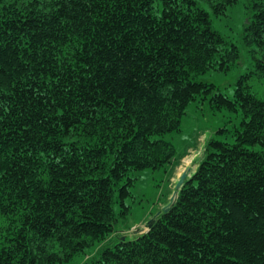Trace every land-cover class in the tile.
Returning <instances> with one entry per match:
<instances>
[{"label": "trees", "instance_id": "trees-1", "mask_svg": "<svg viewBox=\"0 0 264 264\" xmlns=\"http://www.w3.org/2000/svg\"><path fill=\"white\" fill-rule=\"evenodd\" d=\"M200 1L219 15L237 0H0V264L69 261L113 232L131 172L177 159L164 135L211 91L197 77L238 54ZM250 1L254 69L213 93L241 126L101 264H264V99L244 80L264 77V0Z\"/></svg>", "mask_w": 264, "mask_h": 264}, {"label": "rangeland", "instance_id": "rangeland-1", "mask_svg": "<svg viewBox=\"0 0 264 264\" xmlns=\"http://www.w3.org/2000/svg\"><path fill=\"white\" fill-rule=\"evenodd\" d=\"M199 5L209 12L212 27L222 35L227 48L237 47V57L197 77L199 81L212 84L211 91L197 95L189 104L180 131L164 135V139L177 147V159L161 168L131 172L130 194L125 197L123 207L115 205L117 218L113 232L62 264H101L99 259L104 248L112 246L119 237H132L146 231V223L169 202L182 172L195 168L207 141L210 138L232 141L241 126L240 108L217 107L218 98H214L213 93L232 98L239 78L254 69L255 46L247 43L245 31L253 13L251 1L237 0L219 15L213 14L207 3L200 1ZM244 80L254 94L264 99L263 76L253 71Z\"/></svg>", "mask_w": 264, "mask_h": 264}, {"label": "water", "instance_id": "water-1", "mask_svg": "<svg viewBox=\"0 0 264 264\" xmlns=\"http://www.w3.org/2000/svg\"><path fill=\"white\" fill-rule=\"evenodd\" d=\"M187 173L184 171L182 172V174L180 175L178 181L176 182L175 184V191L172 195V197L170 198V202L163 207V210H166L168 208V206L170 205V203L174 200V198L176 197V194L178 192V190L180 189L181 185L183 184L184 182V179L186 177ZM160 212H158L153 218H151L147 223H146V228L148 229L151 224L153 223L154 219L156 218L157 215H159Z\"/></svg>", "mask_w": 264, "mask_h": 264}, {"label": "bare ground", "instance_id": "bare-ground-1", "mask_svg": "<svg viewBox=\"0 0 264 264\" xmlns=\"http://www.w3.org/2000/svg\"><path fill=\"white\" fill-rule=\"evenodd\" d=\"M179 173H180V172H179ZM178 176H179V175H178ZM174 191H175V190H174ZM173 193H174V192H173ZM169 202H170V200H169ZM166 205H167V204H166ZM166 205H165V206H166ZM163 207H164V206H163ZM163 207H162V209H163Z\"/></svg>", "mask_w": 264, "mask_h": 264}]
</instances>
